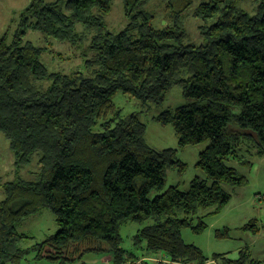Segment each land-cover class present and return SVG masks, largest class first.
Instances as JSON below:
<instances>
[{
	"label": "trees",
	"instance_id": "trees-1",
	"mask_svg": "<svg viewBox=\"0 0 264 264\" xmlns=\"http://www.w3.org/2000/svg\"><path fill=\"white\" fill-rule=\"evenodd\" d=\"M111 1L30 0L16 33L0 37V133L18 168L36 164L34 180L1 186L0 264H21L29 253L35 261H69L95 243L120 264L118 228L151 218L134 236L146 250L160 251L171 264H206L180 231L205 229L201 221L191 226L197 212L228 204L223 184H245L225 165L240 144L253 142L264 154V0H250L253 15L230 0L199 3L193 14L201 22L199 45L186 43L180 20L193 0H168L164 28L152 27L142 10L150 0H122L128 24L117 34L103 23ZM29 29L47 44L87 45L88 76L50 73L41 60L46 49L23 42ZM172 87L182 89L185 103L154 121L171 125L180 149L207 142L196 163L206 180L160 193L165 168L183 165L175 150L147 147L138 115L122 117L111 99L121 93L158 107ZM150 191L158 193L151 200ZM42 208L53 214L57 232L28 247L31 237L16 226ZM220 259L212 261L261 264L247 251Z\"/></svg>",
	"mask_w": 264,
	"mask_h": 264
},
{
	"label": "rangeland",
	"instance_id": "rangeland-1",
	"mask_svg": "<svg viewBox=\"0 0 264 264\" xmlns=\"http://www.w3.org/2000/svg\"><path fill=\"white\" fill-rule=\"evenodd\" d=\"M55 0H44L51 4ZM168 0H150L142 10L151 16V25L154 28H164L169 24V14L165 5ZM208 0H193L188 10L181 14L183 30L187 36L186 43L199 45L201 37L197 28L201 25L193 17L196 7L201 2ZM235 5L249 14H254V6L250 0H230ZM30 0H0V37L7 36L10 39L18 30V23L23 11L28 7ZM108 32L117 34L126 28L128 22L124 16L122 0H112L110 11L103 19ZM24 43H31L35 47L46 49L42 55V62L50 73L62 74L80 73L88 76L85 62L90 59L87 45L72 47L68 43L48 42L41 34L26 30L23 36ZM165 102L158 106H143L137 100L116 93L111 102L120 111L122 117L137 114L139 121L145 127L143 140L147 147L160 152L161 150H175L174 158L183 165V170L177 165L172 168L166 167L164 184L160 193L166 189L177 186L185 192L194 179L206 180L203 172L196 166L198 155L207 147V142L180 149L177 146V136L170 126H161L154 121L158 114L180 107L185 103L182 97V89L172 87ZM258 148L253 142H244L236 148V157H230L225 162L227 167L235 170L236 176L245 178L242 187L235 188L222 185L221 188L229 197V202L218 212L214 209L199 211L191 220V226H197L201 221L206 227L198 233L190 228L180 231V238L185 245L189 244L200 250L206 264H216L220 258L237 259L240 251H247L250 259L264 264V154H258ZM247 162L248 164H244ZM36 164L18 168L14 164V155L9 150V144L0 133V202L4 198V183H12L15 180H34ZM158 193L150 191L148 199L151 200ZM152 218L140 224L126 222L119 229L120 248L124 251L119 257L120 264H171L160 251L145 249V242L134 239L135 234L145 226L152 224ZM18 233L31 237V243L41 242L55 234L56 224L53 214L49 209L42 208L35 214L26 216L17 226ZM226 233L227 237L216 236L217 233ZM24 246V247H27ZM98 243L92 247L93 251H84L73 256L68 255V260H33L29 253L21 264H114L111 255L97 250ZM70 253V252H69ZM109 259L106 260L105 259ZM215 261H212V260ZM213 262V263H212ZM194 264V263H192Z\"/></svg>",
	"mask_w": 264,
	"mask_h": 264
},
{
	"label": "crops",
	"instance_id": "crops-1",
	"mask_svg": "<svg viewBox=\"0 0 264 264\" xmlns=\"http://www.w3.org/2000/svg\"><path fill=\"white\" fill-rule=\"evenodd\" d=\"M106 260H109V259L107 258V259H105V261H106Z\"/></svg>",
	"mask_w": 264,
	"mask_h": 264
},
{
	"label": "built area",
	"instance_id": "built-area-1",
	"mask_svg": "<svg viewBox=\"0 0 264 264\" xmlns=\"http://www.w3.org/2000/svg\"><path fill=\"white\" fill-rule=\"evenodd\" d=\"M213 263V262H212Z\"/></svg>",
	"mask_w": 264,
	"mask_h": 264
}]
</instances>
